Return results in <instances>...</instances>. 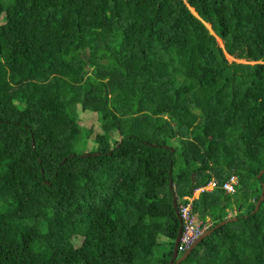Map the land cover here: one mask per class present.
<instances>
[{"label": "trees", "instance_id": "16d2710c", "mask_svg": "<svg viewBox=\"0 0 264 264\" xmlns=\"http://www.w3.org/2000/svg\"><path fill=\"white\" fill-rule=\"evenodd\" d=\"M263 169L264 0H0V264H169L211 178L178 264H264Z\"/></svg>", "mask_w": 264, "mask_h": 264}, {"label": "built area", "instance_id": "2783aa9c", "mask_svg": "<svg viewBox=\"0 0 264 264\" xmlns=\"http://www.w3.org/2000/svg\"><path fill=\"white\" fill-rule=\"evenodd\" d=\"M234 184V177H231L230 181L223 184V188L227 192H232L234 190ZM179 212L183 222V230L177 249L179 252H183L209 227V223L197 218V214L192 211V205L191 202L189 204V201L180 205Z\"/></svg>", "mask_w": 264, "mask_h": 264}, {"label": "water", "instance_id": "95a60500", "mask_svg": "<svg viewBox=\"0 0 264 264\" xmlns=\"http://www.w3.org/2000/svg\"><path fill=\"white\" fill-rule=\"evenodd\" d=\"M263 172H264V169L261 170L258 175H260ZM263 199H264V183H262V189L260 192V197L257 200V202L255 204V208L252 212H255L258 210V207H259V205ZM175 203H176L175 196H173V204L175 205ZM176 213L178 215L177 217H178V221H179V228H178V233H177V236H176V239L174 242L173 253H172V256L169 260V264H178L179 262L184 260L190 254V252L193 250V248H195L196 244L199 243L204 237L209 235L215 228L227 223L228 221H230L232 219H236V218H226V219L218 222L216 225L212 226L211 228L206 230L203 234H201L189 248H187L183 253H181V255H179L178 250H177V246H178V241H179V237L181 234L182 222H181V217L179 215L178 209H176Z\"/></svg>", "mask_w": 264, "mask_h": 264}, {"label": "rangeland", "instance_id": "374dc122", "mask_svg": "<svg viewBox=\"0 0 264 264\" xmlns=\"http://www.w3.org/2000/svg\"><path fill=\"white\" fill-rule=\"evenodd\" d=\"M190 10L194 13V11H193V9L192 8H190ZM207 27H208V29L210 30V32L211 33H213V31H212V29H211V27H210V25L209 24H207L206 25ZM217 41H218V44L220 45V46H222L223 45V42H222V40L220 39V38H217ZM225 55H226V57H227V59L229 60V61H233V60H236L237 62H245V60H242V59H236V58H234L233 56H231V55H229L228 53H225ZM97 131L99 130H101L100 129V127L99 126H97L96 128H95ZM124 152H125V149H123L122 151H120L119 153H118V155H122V154H124ZM232 177H234V176H232ZM230 179H231V177L228 179V180H226V182L227 181H230ZM234 180H235V184H236V179H235V177H234ZM235 184H234V189H235ZM215 186V180L213 179V178H211V180L206 184V185H204V186H200V187H198V188H196L194 191H193V195H192V197H187V196H184V199H186L187 200V202L189 201V204H190V202H191V205H192V201H193V199H195V198H197L198 197V194H199V192H201V191H203V190H212L213 189V187ZM226 191V190H225ZM234 191V190H233ZM232 191V192H233ZM227 192V191H226ZM232 192H227V193H232ZM264 200V199H263ZM186 202V203H187ZM193 211V210H192ZM213 211H215V210H213ZM194 212V211H193ZM217 213H219L218 211H216ZM194 213H196V212H194ZM213 213H215V212H213ZM237 213V210L235 209V207H233V208H229L228 209V214H227V216L228 217H232L233 215H235ZM197 214V213H196ZM179 215H180V212H179ZM181 217V216H180ZM197 218L199 219V220H201L199 217H198V214H197ZM210 218L209 217H207L205 220L206 221H203V220H201V221H203V222H207V223H209V227H210V225H211V221L209 220ZM233 220V219H232ZM181 222H182V219H181ZM182 225H183V222H182ZM208 229V228H207ZM206 229V230H207ZM204 233V232H203ZM202 233V234H203ZM181 235V234H180ZM180 238V237H179ZM178 243H179V241H178ZM193 244V243H192ZM191 244V245H192ZM190 245V246H191ZM189 246V247H190ZM188 247V248H189ZM178 250V249H177ZM184 252V251H183ZM183 252H179L178 251V254L179 255H181V253H183Z\"/></svg>", "mask_w": 264, "mask_h": 264}]
</instances>
